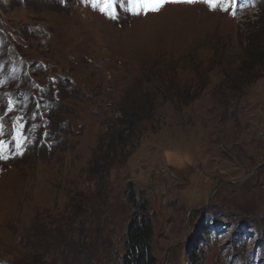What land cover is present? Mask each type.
I'll return each instance as SVG.
<instances>
[{
  "label": "rangeland",
  "instance_id": "obj_1",
  "mask_svg": "<svg viewBox=\"0 0 264 264\" xmlns=\"http://www.w3.org/2000/svg\"><path fill=\"white\" fill-rule=\"evenodd\" d=\"M117 7L0 0V264H123L144 217L155 264H264V76L232 92L219 69L264 0Z\"/></svg>",
  "mask_w": 264,
  "mask_h": 264
},
{
  "label": "trees",
  "instance_id": "obj_2",
  "mask_svg": "<svg viewBox=\"0 0 264 264\" xmlns=\"http://www.w3.org/2000/svg\"><path fill=\"white\" fill-rule=\"evenodd\" d=\"M219 60V69L225 77L224 82L228 84L227 89L236 92L251 86L255 81L264 76V29L260 33H254L248 36L246 45L236 57L226 58L222 57L221 54ZM224 63L225 65H223ZM203 74L205 75V73ZM205 80L206 77H204L202 82ZM140 87L141 83H137L135 89L137 91V97L142 96V91H139ZM190 89V87L186 88L184 97L188 98L187 95L190 93ZM155 97L156 95H153L152 99H150L152 101L137 105L136 109H134L136 106L133 104L134 102L127 103V105L125 103L126 107L134 105L130 111L134 110L131 113L125 114L126 121L132 127H130L131 129H135L134 125L136 123L151 119V113L147 114L145 108L148 106L147 103L154 106ZM150 109H152L151 106ZM119 219L116 218V221H119ZM151 237L152 231L149 221L145 217L144 219L134 218L125 233L123 264H155V259L152 256L151 250L148 248V241L151 240Z\"/></svg>",
  "mask_w": 264,
  "mask_h": 264
},
{
  "label": "snow or ice",
  "instance_id": "obj_3",
  "mask_svg": "<svg viewBox=\"0 0 264 264\" xmlns=\"http://www.w3.org/2000/svg\"><path fill=\"white\" fill-rule=\"evenodd\" d=\"M94 10L99 9L109 19H117L119 15L118 7L126 10L131 15H148L158 12L167 3H185L195 4L203 3L210 10L228 11L235 0H85ZM17 155H22L23 145L17 142ZM10 146L0 140V160H6L10 157Z\"/></svg>",
  "mask_w": 264,
  "mask_h": 264
},
{
  "label": "water",
  "instance_id": "obj_4",
  "mask_svg": "<svg viewBox=\"0 0 264 264\" xmlns=\"http://www.w3.org/2000/svg\"><path fill=\"white\" fill-rule=\"evenodd\" d=\"M212 194V193H211Z\"/></svg>",
  "mask_w": 264,
  "mask_h": 264
}]
</instances>
